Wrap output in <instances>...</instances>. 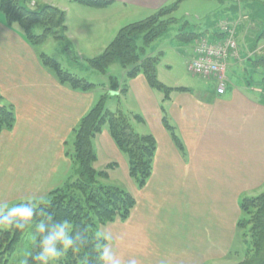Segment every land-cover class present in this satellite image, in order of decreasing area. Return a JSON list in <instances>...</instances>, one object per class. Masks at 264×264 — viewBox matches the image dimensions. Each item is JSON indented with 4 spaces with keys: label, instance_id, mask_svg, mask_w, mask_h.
Returning a JSON list of instances; mask_svg holds the SVG:
<instances>
[{
    "label": "crops",
    "instance_id": "obj_1",
    "mask_svg": "<svg viewBox=\"0 0 264 264\" xmlns=\"http://www.w3.org/2000/svg\"><path fill=\"white\" fill-rule=\"evenodd\" d=\"M107 1L97 9L115 8L111 16H102L100 10L99 14L74 13L69 22L64 19L76 54L99 55L114 30H119L115 28L118 18L151 15L173 0ZM43 3L58 5L50 0ZM238 5L224 12L225 17L218 15L209 36L217 35L218 20L224 19L237 35L246 37L253 16L242 15ZM192 51L184 52L186 61ZM40 53L16 25L7 24L0 10V104L11 105L15 115L13 127L0 131V209L43 200L64 184L74 170L73 130L101 96L96 90L81 91L60 83L41 64ZM244 55L239 50L237 58L228 59L222 91L215 76H203L193 88L176 85L185 90H173L164 99L163 92L152 89L142 74L127 78L125 70L121 86L109 90L119 92L123 101L118 98L106 108L139 114L143 122H133L134 130L155 140L151 173L139 188L128 176L127 158L107 127L92 139L93 167L108 168L101 181L135 198L126 220L99 227L120 264L131 260L136 264H223L229 258L236 243L240 200L264 189V84L259 78L249 83L236 72L239 64L252 65L249 54ZM162 112L174 125L183 152L163 127ZM117 170L119 175L112 174Z\"/></svg>",
    "mask_w": 264,
    "mask_h": 264
},
{
    "label": "trees",
    "instance_id": "obj_2",
    "mask_svg": "<svg viewBox=\"0 0 264 264\" xmlns=\"http://www.w3.org/2000/svg\"><path fill=\"white\" fill-rule=\"evenodd\" d=\"M28 1L0 0V10L7 24L16 25L30 45H41L47 39L53 38L62 41L65 48L69 50L71 46L66 35L65 12L51 4H41L30 8ZM75 1L97 7L106 6L109 3L107 0ZM179 1L176 0L173 4L160 8L142 20L124 25L99 55L87 58L91 68L107 75L113 87L112 90L117 88L118 82L116 78L108 74V66L115 61H118L126 71L127 78L142 74L152 89L163 92L164 99H167L173 90H185L182 87H167L159 82L156 75L158 57H140V48L135 44V37L139 34H142L144 46L161 35L172 22L161 18L172 13ZM36 26L41 28V32H34ZM260 35L264 36V31ZM141 49L144 48L141 47ZM38 58L45 68L53 72L60 83L66 84L71 89L91 91L96 88V84L64 70L55 59L48 55L40 53ZM106 98L107 95H101L73 130L72 157L75 163L73 171L75 180L51 190L45 198H48L47 202L39 200L40 203L34 205V202L39 201H30L33 204L28 205L34 210L31 219L18 223V219L24 216L23 208L0 210V226L2 224L7 226V229L0 228V264L7 263L29 226L36 227L38 238L26 264H41L35 259L41 251L39 241L51 235L62 219L70 221L69 230L74 236L76 233L85 234L89 237V243L81 248L79 253L69 250L66 255L58 261H53L52 264H102L96 251L97 239L101 250L106 244V239L101 235L97 237L99 227L116 220H126L135 206V198L121 187L104 184L101 181L107 177L108 168L96 170L93 167L96 156L92 139L104 126L107 127L117 149L127 158L128 176L139 188L150 176L155 152V140L152 135L139 134L133 128V122L141 123L143 118L139 114L122 109L108 110L105 107ZM14 121L13 107L1 103L0 131L10 130ZM161 121L177 148L183 152V145L175 132V127L164 112H162ZM114 165L115 163H112L109 167ZM239 208L241 215L237 220V230L248 227L251 254L245 261L238 264H264V189L257 195L242 198ZM246 216L247 219H245ZM40 224L44 225L43 232L39 230Z\"/></svg>",
    "mask_w": 264,
    "mask_h": 264
},
{
    "label": "rangeland",
    "instance_id": "obj_3",
    "mask_svg": "<svg viewBox=\"0 0 264 264\" xmlns=\"http://www.w3.org/2000/svg\"><path fill=\"white\" fill-rule=\"evenodd\" d=\"M31 1L32 0L28 1V6L30 8H35L36 5L48 4L43 3V0H35L37 1V3H32ZM50 1L57 3L58 5H56V7L62 9L65 12L66 22H69L70 17H75L74 13L99 14L100 10H103L101 11L102 16L105 17L107 14L111 16V13H116L115 8H113L112 10L109 9V11H105L106 9H97L101 7L84 5L82 3H77L74 0ZM175 1L176 0H173L166 6L173 4ZM238 1L239 3L237 2V0H223L222 3L219 0H180L172 13L161 18L166 21H172L161 35L153 39L146 46H144L142 34H139L135 37V44L138 48H140V57H158V63L156 65V75L159 82L167 87H175L176 85H182L189 88L195 87V85L198 83L197 81L202 80L204 77L193 75L187 70V61L185 60L186 55L184 52L188 53L190 49L193 48L194 42L198 40L199 37H202L200 35H210V33L213 31V28H215V23L217 21L218 15L225 17L224 12L227 13V11L232 8V6H239L238 4H240V11L242 15L245 13H250L251 16H253L251 20H253L254 23H251V25L250 23L247 24L250 27V32L248 34H244L246 35L245 38L243 37V34L239 33L237 35L236 33L235 39L237 50H240V54H245L242 58H247L248 53L251 57V64L253 66L246 65V62H244L243 64H239L240 66L238 67L236 72L238 74H243L242 78H245V80H247L249 83H255L259 78L264 84V36L260 35L261 32L264 31V0ZM256 11H258V15ZM135 15L136 14H132L118 18V23L115 24V28H121L124 25L132 23L134 21L142 20L150 16V14L148 13L139 14L137 16ZM116 31L118 32V30H114L113 32V38L117 34ZM34 32H41V28L36 26L34 28ZM217 35L209 37L213 38L217 37ZM113 38H111V40ZM111 40H109V42H111ZM109 42L107 43V45L109 44ZM141 47H143L144 49L142 50ZM105 48H102V51ZM37 49L39 52L55 59L64 70L96 84V88L94 90L100 92L101 95H107V98L105 99V107L109 108V106L113 102H116L118 98L123 101L122 95L119 92L116 95V93L109 91L112 90L113 87L110 85L107 75H103L90 67L87 62V58L91 57L89 56V54H76L72 51L71 48L67 50L62 41L55 40L53 38H49L43 44L37 45ZM238 51L236 52V55L231 56L232 59L238 57ZM179 54H184V59L180 58ZM245 70H248V73H245ZM123 73L124 69L118 61H115L108 66V74L118 80L117 87L121 86V83L119 81L123 79ZM228 76L231 79H235V77L231 75ZM68 145L72 151V142L70 141ZM73 164L75 169L74 160ZM98 167H101L99 163L96 164V168L100 169ZM112 174L119 175L120 172L117 170L116 173ZM75 178V174H73L72 172L64 183L73 181L75 180ZM47 200L48 198L42 200L41 202H47ZM38 203H40V201L34 202V205H37ZM28 204L33 203H30V201L13 203L12 205H7L5 208L0 210H7L13 207L23 208ZM247 218L248 217L246 216L245 219ZM0 228L7 229V226L2 224ZM236 236V243L233 251H231L229 258L223 264H238L245 261L247 256L251 254V242L248 227L238 229ZM37 238L38 233L36 227H27L20 241L18 242L14 253L8 259L6 264H26L32 247L37 243Z\"/></svg>",
    "mask_w": 264,
    "mask_h": 264
},
{
    "label": "built area",
    "instance_id": "obj_4",
    "mask_svg": "<svg viewBox=\"0 0 264 264\" xmlns=\"http://www.w3.org/2000/svg\"><path fill=\"white\" fill-rule=\"evenodd\" d=\"M217 37L202 36L194 42L192 57L186 62L187 70L198 76H215L218 90L222 91L228 59L236 55L235 28L228 21L219 19Z\"/></svg>",
    "mask_w": 264,
    "mask_h": 264
},
{
    "label": "clouds",
    "instance_id": "obj_5",
    "mask_svg": "<svg viewBox=\"0 0 264 264\" xmlns=\"http://www.w3.org/2000/svg\"><path fill=\"white\" fill-rule=\"evenodd\" d=\"M24 216L18 219V223L23 220L31 219L34 215V210L29 205L23 207ZM70 221L62 219L59 224L55 226L54 232L40 239V253L35 257L41 264H52L53 261H58L63 255H66L69 250L73 253H79L81 248L89 243V237L82 233H76L75 236L69 230ZM39 230L44 231V225H39ZM102 234H97L99 237ZM96 251L98 259L102 264H120L112 252V248L105 244L102 250L97 239ZM129 264H136L135 260L129 261Z\"/></svg>",
    "mask_w": 264,
    "mask_h": 264
}]
</instances>
